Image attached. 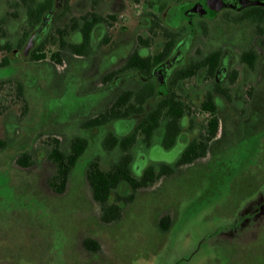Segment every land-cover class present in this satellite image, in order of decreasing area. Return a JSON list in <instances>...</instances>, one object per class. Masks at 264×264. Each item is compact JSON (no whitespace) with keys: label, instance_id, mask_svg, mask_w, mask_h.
<instances>
[{"label":"flooded vegetation","instance_id":"1","mask_svg":"<svg viewBox=\"0 0 264 264\" xmlns=\"http://www.w3.org/2000/svg\"><path fill=\"white\" fill-rule=\"evenodd\" d=\"M3 3L0 78L22 76L18 96L27 87L51 95L70 69L80 80L72 88L100 96L87 110L61 117L80 120L84 131L70 140L68 152L82 138L88 143L83 157L94 132L104 151L120 150H105L106 138L136 135L158 113L152 140L137 136L131 149L136 176L151 167L173 175L207 160L205 173L228 179L237 206L249 198L241 196L248 189L264 191V0ZM44 64L53 68L46 92L38 75ZM138 146L146 151L134 155ZM258 204L262 211L264 198Z\"/></svg>","mask_w":264,"mask_h":264},{"label":"rangeland","instance_id":"2","mask_svg":"<svg viewBox=\"0 0 264 264\" xmlns=\"http://www.w3.org/2000/svg\"><path fill=\"white\" fill-rule=\"evenodd\" d=\"M38 75L39 89L48 91L52 66L41 65ZM77 75L70 69L64 81L53 83L51 95L27 87L24 97L16 90L22 76L0 78V264H264V208L258 204L264 191H245L238 183L245 191L241 196L249 198L237 206V196L226 190L228 179L205 173L207 160L140 189L120 220L107 224L87 169L99 158L100 167L109 170L121 153L104 151L94 132L65 192L53 191L51 141L59 140L68 152L70 140L84 135L80 120L61 117L81 113L100 98L72 88L80 83ZM56 117L62 119L58 125ZM143 151L138 146L133 154ZM25 153L32 164L22 167L17 161ZM118 192L128 196L132 190L122 185ZM166 216L171 225L165 233L160 221ZM87 240L97 251L86 247Z\"/></svg>","mask_w":264,"mask_h":264},{"label":"trees","instance_id":"3","mask_svg":"<svg viewBox=\"0 0 264 264\" xmlns=\"http://www.w3.org/2000/svg\"><path fill=\"white\" fill-rule=\"evenodd\" d=\"M126 97H123L120 104L124 107L127 103ZM109 114V115H108ZM104 115V119L111 118V114ZM121 112L120 115H124ZM108 116V117H107ZM160 115L152 114L140 127V131L136 135L119 140L114 135H109L103 146L107 151H113L116 148L121 150V157L118 162L113 163L109 170H103L100 167L99 159L92 161L87 169V179L90 184L94 200L101 206L102 221L104 223H113L120 220L124 206L131 203L135 197V193L140 189L148 188L156 184L161 178L172 176L171 171L163 172L155 167L149 168L144 174L136 176L132 170V154L131 149L137 141V136L152 140L154 131L159 127ZM213 134H216L214 127ZM52 150L50 159L55 163L57 171L55 176L50 180L49 185L57 194H63L67 188L70 177L77 166L79 160L84 154L88 143L82 138H75L70 144L69 152L61 149L59 140H52ZM189 162H192L190 160ZM22 167L32 164L30 154H23L17 161ZM122 185L131 188L132 193L128 196L120 195L118 190ZM170 217L166 216L160 221V229L168 232L170 229ZM93 241L87 240L85 245L87 248H93ZM97 246V245H96ZM97 251V247L93 248Z\"/></svg>","mask_w":264,"mask_h":264}]
</instances>
